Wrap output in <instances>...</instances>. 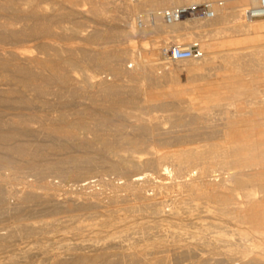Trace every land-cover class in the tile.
<instances>
[{
    "label": "bare ground",
    "instance_id": "bare-ground-1",
    "mask_svg": "<svg viewBox=\"0 0 264 264\" xmlns=\"http://www.w3.org/2000/svg\"><path fill=\"white\" fill-rule=\"evenodd\" d=\"M217 1H221V6L216 8V17L212 21L227 22L238 35L229 36L218 45L201 41L198 44L200 57L174 60L163 56L165 60L150 63L149 67L161 65L165 70L171 62L191 64L189 71L196 74L194 80L183 86L167 80L168 90L157 91L158 95L167 93L176 99L183 95L201 98L200 94L203 97L206 93L202 91L203 85L209 87L211 83L212 88L207 93L214 100L218 89L213 87L219 82L224 84L227 79L235 81V77L231 79L227 74L230 72H235V83L248 82L242 85L244 91L252 94L250 105L240 110V121L236 116L237 121L232 119L236 124L233 121L227 124L228 130L234 129L235 134L241 130L240 139L235 142L225 140L228 145L222 152L214 151L217 145L213 143L204 150L191 147L179 152L153 154L150 149L145 150L141 139L126 136L128 134H119L114 139L105 137L97 124L86 122V117L93 114L86 107L72 110L73 115L68 112L72 117L66 112L67 107L78 105L71 97L81 90L77 85L79 81L89 88L91 105L102 113L121 107V91L132 96L140 92L138 85L141 84L135 82L143 80L138 77L141 73L121 67L122 56L134 46L135 29L130 22L132 10L125 7L116 17L121 27L115 23L113 32L106 35L99 29H81V22L63 25L75 16L85 17V11L93 18L101 19L104 16L101 2H92L88 9L84 3L79 4V0H0V167L11 169L7 174L0 172V211L18 218L11 224L0 225V264H264V136L253 138L261 132L255 131L258 123L253 117L264 116V92L260 93L257 88L261 85L264 89V19L241 21L243 3L240 2L254 5L256 0ZM181 2L141 0L140 5L167 7ZM124 24L127 30L123 29ZM160 25L157 22L152 28L140 31L139 37L145 39L155 33H163L166 38L175 40L204 36L195 31L205 24L185 21ZM58 36L65 41H76L58 44ZM103 39L125 40V44L116 45L113 50L87 46ZM150 41L156 45L157 40ZM226 44L244 46H241L242 50H229L235 51L233 53L216 49ZM141 48H145L144 45ZM148 51L151 52V48ZM84 64L108 70L115 81L107 82L98 73L88 72L82 73L84 76L80 80L75 69ZM249 71L250 79L244 77ZM146 75L156 84L162 76L144 71L143 76ZM161 81L162 87L157 84L159 88L167 85ZM149 84L147 81L146 85ZM150 87L146 86L147 89ZM242 88L237 86L238 90ZM78 94L80 96V92ZM155 100L159 101V107L168 108L164 107L166 100ZM40 108L48 112L39 114ZM244 112L247 114L243 115ZM68 148L82 149L86 151L84 153L101 152L100 157L109 170L120 172L124 178L126 171L121 170L129 168V177L120 181V185L115 184L102 199L94 188L96 180H91L94 177L91 158L86 156L80 161L79 157L69 155L72 150ZM65 149L70 153L58 155L59 150ZM200 159V167H197ZM39 163L43 165L40 167ZM65 163L73 168L70 165L64 167ZM142 167L152 173H145L147 171L144 172ZM23 169H36L41 179L50 171L69 178L71 184L68 186L74 194L69 195L68 188L65 192L69 196L59 198L58 195L57 198L48 191L51 189L47 181L42 183L44 191L28 187L5 190L2 183L17 178ZM14 191L17 193L15 203L5 206L4 195ZM183 192L187 194L182 195ZM120 210L137 211L142 215L120 217ZM34 213L52 217L51 221L28 218ZM26 214L29 216L22 218ZM226 217L242 224L251 223L250 227L238 230L241 236L252 233L254 240L246 243L249 237L245 241L238 237L236 241L227 231L221 234L209 230L211 225L216 226ZM105 221L107 223H103ZM65 230H70L72 237H67ZM39 238L52 242L40 243ZM35 240L39 243L33 244ZM219 246L224 248L223 251L216 250Z\"/></svg>",
    "mask_w": 264,
    "mask_h": 264
},
{
    "label": "rangeland",
    "instance_id": "rangeland-1",
    "mask_svg": "<svg viewBox=\"0 0 264 264\" xmlns=\"http://www.w3.org/2000/svg\"><path fill=\"white\" fill-rule=\"evenodd\" d=\"M58 1L60 2L61 0H58ZM92 2H101V6L104 10V16L101 19L93 18L88 11H85V14H86L85 17H80V16L78 17L77 16L78 18H76V16H75V18H72L70 20L63 22V25L70 26V25H73L74 22H75L74 24H79L78 22H81L80 23L81 26L83 25L81 27V29H87V30L93 29V28L96 30L99 29V31H101L102 33L106 32V35L107 34L109 35L110 33L113 32V27H114L115 23H116L115 26L121 27V26H119V23H117L118 21L116 20V17H117V15H121V13L124 11L125 7H128V5H127L128 0H91V1L79 0V4L84 3L85 7H87L88 9L90 8V4ZM240 3H243L240 8H244V7L250 5L249 3H245V2H240ZM223 6H225V5H223ZM80 7L84 8V10H85L84 6H80ZM113 16H115L114 19H113ZM76 19H78V20H76ZM84 21H85V23H83ZM124 25L122 26V27H125L123 29L127 30L128 29L127 25H125V26ZM160 26H162V25H160ZM195 32H197V34L203 33L204 36L203 37L201 36L202 38L198 37V36H192L188 40H185V39L175 40V38H170V39L172 42H175V43H178V42L179 43L180 42L185 43V42L196 41V42H198V44H201L202 42H212V43L215 42V44L218 45L220 42L225 41V38H228L229 36L238 35L237 32H234V31H232V29H230V26L227 22L222 21L221 19L211 21L210 23L205 24L202 27L198 28V30ZM139 35H141V32L138 30H134L133 36H135V37H134L133 44H132L134 46H132L131 51L129 50L130 52L127 51L122 56V61H121V67L123 66L122 69L125 68L124 70H127V71H133L136 73H141V74H138V77L140 80H142V79L143 80L138 81L139 83L135 82V83H137V85L141 84V85H138V86H140V92L138 93L139 96H138V94L132 96V95H130V93L128 94V92L125 90L121 91L119 94V96H121L122 97L121 99L123 100V102L120 104L121 107L119 106L120 108H115L113 110H110L109 113L108 112L102 113L97 109V107H95L94 105H91V103H90L91 101L88 99V98H91L88 94L89 88H87L84 83L79 81L80 83L78 82L77 85H79L81 90H79L76 93L77 94V95H75L76 98L75 97H71V98H74L72 100L76 101V104L79 105V103H81L82 105L67 107L68 109L66 110V112H67V114H69L68 116L72 117V115H73L72 113H74V112H72V110L78 109L79 107H80V109H82L83 107H86V108H88L87 109L88 112L92 110V112H90V113H93L89 117L90 119L88 118V116L86 117V122L87 123L90 122L89 125L97 124L101 130V133L105 137L108 135L109 138L111 137L114 139V138H117L119 134H121L123 136L128 134L126 136L129 137V135H130V137H133V138H136L139 140L141 139V141L143 142V145L146 146L145 150H146V148H148L147 150L150 149L149 151L152 152L153 154L171 153L173 151L179 152V151L185 150V148L187 149V148H191V147L194 148L195 150H199V149L204 150L209 145L211 146L213 143H215L217 145L216 149L214 151L222 152L225 149V147L228 145L227 141H225V140L228 139L229 142H235L238 139H240L239 138L240 137L239 132L241 130L239 131L238 129H236V130H238V131H236L238 134L237 133L235 134L234 129L228 130L227 124L230 121H233V120L235 121V119L237 121L236 116H238V121H240L239 118L242 116L241 115L242 112H240V110L241 111L245 110L247 108V106L250 105L251 100H249V99H251L252 94L249 93V91H244L245 88L243 86L244 84L246 85L248 82L242 83L243 85L242 84L239 85V83L238 84L235 83L237 81V79H236L237 77L235 76V72L227 73L229 76H231L230 77L231 79H232V77H233V79L235 77V81L227 79V81L224 84L222 82L220 84V82H219L218 86L215 85L216 87H213V88L215 90L218 89L217 95L215 97L216 100L209 98L208 93H207V91L212 88L210 86V85H212L211 83L209 84V87L206 86V84L203 85L204 87H202V88H204V90L202 89V91H206L207 94L202 93L203 97L200 94L201 98H190L192 96L183 95V96H180L179 98L176 99V98H171L169 95H168L169 96L168 97L166 95L167 93H165L166 97L163 96L164 93H163V95H158L157 91L161 92L164 90L165 91L168 90V88H167L169 86L168 81L173 80L172 83H176V84L179 83L183 86V85L187 84L189 81L191 82L192 79L195 78L194 76H196V74L194 72L189 71V67L191 64H189V62H186V61L171 62L169 67L166 68L167 70L166 69L164 70V68L161 65H160V67H159V65H157V67L154 66V67L150 68L149 67L150 63L152 64V63H156L158 61L165 60L163 58V56L164 57H166V56L161 51L160 43H163V40L161 39L162 37L167 41V38H166L167 36H164L163 33L162 34L161 33H155L153 35H150L149 37L148 36L145 37V39L142 38L143 39L142 40L141 36L139 37ZM133 36L131 35L132 39H133ZM61 39L62 38H60L58 36V44L70 43L71 41L72 42L76 41L74 39L70 40V41H65V40H63V39L61 40ZM214 39H216V40H214ZM144 40H145V42H143ZM150 40H157L156 45L153 46L151 44L152 42ZM93 43L94 44L88 43L87 46L88 47L91 46V48H95L97 50H101V48H103V49L105 48L104 50H113L116 45L117 46H123L125 44V40H120L119 42H117V41L112 40V39H110V40L109 39H103V40L96 41ZM141 45H144L145 48H141ZM241 46L243 47L244 45L243 44H236V45L226 44L222 47L218 46L216 49L231 52L229 50H232V49L235 50L236 48L237 49L241 48V50H242ZM134 47L136 50L134 49ZM150 48L152 50L151 52L148 51ZM233 52H235V51H232L231 53H233ZM237 52H238V50H237ZM109 57L111 58V56H109ZM139 59L141 60V62L139 61ZM148 59H150V60H148ZM142 61L145 62L146 65ZM137 63H139V65H137ZM141 63L143 66L141 65ZM88 65L89 64H84L83 66H79L75 69V73L77 74V76L80 80L84 76L83 74L88 72V73H98L99 74L98 76L101 77L102 80H107V82H112V81L114 82L115 81L114 76L108 70L103 69V68H95V66H92V65L88 66ZM133 67H135V68H133ZM144 71H152L153 73H155L157 75H162L163 73L165 74V72H167V75L166 74H165V76L162 75L164 77H162V76L159 77V79L162 80V81L161 80L160 81L162 83L167 84V85L165 86L162 84L163 88L157 87V84L158 85L160 84L159 79L157 80V84H156V81H152L151 79H149V77L147 75L143 76ZM168 73L170 75H173V76H170ZM249 73H251V71H249L247 73L248 76L246 75L244 77L250 79L252 76H251V74L249 75ZM166 76H167V78L164 79ZM170 77H172V78L170 79ZM145 79H146V82H145ZM148 79L151 82H149ZM147 81H148V83H150L149 85H146ZM119 82L120 81H118L117 83H119ZM143 82H144V84H143ZM198 83H199V81H198ZM130 84H133V83L131 82ZM145 85L151 86V87L149 89H147L148 87L146 88ZM255 85L257 86L256 83L254 84V86ZM237 86L243 87L244 89L242 88V89L238 90ZM153 87H154V91H152ZM160 87H162V86H160ZM234 87H236L235 90H237L238 94L234 93V92H236L233 89ZM151 88H152V90H150ZM257 88H258V91L260 93L264 92L263 86L258 85ZM156 89H158V90H156ZM159 89L160 90L162 89V90L159 91ZM83 90H85L84 91L85 93L82 92ZM79 92H80V96L78 94ZM150 95H151V97H150ZM205 95H207L208 97H206ZM123 96H126V97L123 98ZM129 97H130V99H129ZM96 98H100V97L96 96ZM132 98H133V100H132ZM127 99L129 101L128 103H127ZM155 99H160L161 101L166 100L165 102H167V105L164 107L165 108L168 107V108H166L167 110L166 109L164 110L163 106H161V105L159 107L158 106L159 101L155 100ZM125 100H126V104H125ZM157 106H158V108H157ZM70 108H72V109L70 110ZM53 109H51V110H53ZM120 109H121L122 113H121ZM58 110H59V107H58ZM53 111H51V112L53 113ZM46 112H48V111L45 110L44 108H40L38 111L39 114H45ZM68 112H70V113L72 112L71 113L72 115H70V113H68ZM239 112H240V114H239ZM245 114H247V113L244 112L243 115H245ZM253 118H255L257 123H258L257 127H256L257 129L255 128V131H257V130L261 131L257 134L255 133L256 135H254L253 138H255V139L263 138L262 136H264V135H262V134L264 133V131H262V130L264 129V116L255 115ZM226 119H228L229 121L228 120L226 121ZM259 121L262 123H260ZM234 123L236 124L237 122H234ZM262 126H263V128H262ZM224 128H225V130L227 129L226 134H227V132H229L228 133L229 135L226 136V134L224 132L225 131ZM180 136H182V137H180ZM178 137L180 138L181 141L177 140ZM230 137H232V138L229 139ZM185 141H187V142H185ZM124 146L126 147V149L127 148L129 149V147L127 145H124ZM201 146H204V147H201ZM68 149L67 150L65 149L66 151L65 150H59V152L57 151L59 153L58 155H63L66 152L70 153V151L73 148L69 149L70 151ZM71 152L72 153L69 155H74V156L79 157L78 159L80 161H82V160L84 161L86 156L87 157L89 156L91 158L92 166H94V170H92L94 177L91 180H96L94 182L95 183L94 188H96L95 190L101 195L100 196L98 194L99 195L98 197H100L102 199L105 198V197L103 198V196H106L110 193V191L113 189V186L115 184L120 185L119 184L120 181H123L127 177V175L129 177V172H131L129 168L122 169L121 170L122 172H124V170L126 171L124 174L126 177H124V178H122L123 174H121L120 172H118V171L112 172V170H109L107 168L106 162H104L102 160V158L100 157V155H102L101 152H98V151L96 152V151L92 150V152H90V153H89V151H87L88 153H84L86 151H84L82 149H76L75 150V148ZM210 152H207L206 154L208 155V153H209V155H210ZM98 153H99V155H98ZM80 157L81 158L85 157V158L80 159ZM62 159L64 162H67L66 157H63ZM196 164H198L197 167H200L199 165L201 164V159H200L199 163L197 161ZM42 165H43V163H39L40 167ZM69 165H70V168L72 169L73 167H71L72 166L71 164L65 163L64 167H69ZM168 166L170 169L171 166L170 165H168ZM219 167H217V168H219L220 171H223V169H221V166H219ZM142 168L145 169L144 172L147 171L145 173H152L151 170L147 169V167H142ZM98 171H100V172H98ZM0 172L2 174H7V173L11 172V169H8L6 167H0ZM35 172H36V169H31V171H30V169H26V170L23 169V171H21L20 175L17 178L11 179L8 182H3L2 187H4L5 190H7V189L8 190H15L16 188H20V187H22V188L28 187V188H33L37 191H44L45 189L41 188L43 186L42 183H44V181L45 182L47 181L46 183H48V185L50 186L49 188L51 189L48 191L53 192L56 195V197L59 195L61 197H59V196L58 197L62 198V197L74 194V192L73 193L71 192V191H73V190H71L72 187L70 188L68 186L71 184L70 181L68 182L69 178H66V177H63L60 175H56L55 172L50 171V173L44 174L43 178L41 179L39 177V175L37 174V172L36 173ZM30 183H31L32 187L29 186ZM56 183H57V185H56ZM50 184H52V185H50ZM51 186H52V188H51ZM255 188L259 189L257 186H255ZM77 189H78V187H77ZM65 191L66 192L68 191L67 193H69V195L66 194ZM186 194H187L186 192L182 193V195H186ZM16 195H17V193L15 191L8 194V195L7 194L4 195V202L5 203L3 202V204L5 206H8L9 204H10L9 206L13 205V203H15V201H16ZM200 201L202 202L203 200H199L198 202H200ZM111 208H112V206H111ZM113 208H115V207H113ZM1 212L2 211H0V225L11 224V223L17 221V219H18L15 216H13L12 214L4 213V212L1 213ZM125 212L123 210H120L118 215H120V217H125V216L131 217L133 215L141 217V215H142L141 212L139 213L137 211H135V212L125 211ZM34 214H36V213H34ZM34 214H32L30 216L28 214H26V215H23L22 218H27L29 216L28 218L37 219V220L41 219L44 221L48 220V219H50L49 221H51V218H52V217H48V216L47 217L42 216V215H40V213L36 214V215H34ZM40 216H42V217H40ZM223 220H225V221H223ZM223 220L222 219L219 220L218 224L216 226L211 225L209 230L220 231L221 234L223 232L227 231L226 233H228V235L236 241H238V239L241 237L243 238V239L241 238V241L248 240V237H249V240L246 243H250V242H252L250 240H254L252 233L245 234L244 236L243 235L241 236L239 233V230H238V228L242 229V228H245V226L250 227L251 223L242 224V223L236 222L233 219H229L227 217L223 218ZM103 223H107V222L105 221ZM220 224H222V225H220ZM220 226L222 227L221 229H220ZM234 229H235V231H234ZM65 231H66L65 234L67 235V237L68 236L72 237V233L69 232L70 230H65ZM263 231H264V229H263ZM234 232L237 234L235 235ZM232 235H233V237H232ZM245 237H246V239H245ZM44 239L45 238H39L38 241L39 242L42 241L40 243L48 241L47 239H45V240ZM38 241L35 240L32 243L34 244V243H37ZM49 241L52 242V240H49ZM223 249H222V247L219 246L216 250L218 252H221V251H223Z\"/></svg>",
    "mask_w": 264,
    "mask_h": 264
},
{
    "label": "built area",
    "instance_id": "built-area-1",
    "mask_svg": "<svg viewBox=\"0 0 264 264\" xmlns=\"http://www.w3.org/2000/svg\"><path fill=\"white\" fill-rule=\"evenodd\" d=\"M156 2L158 0H150ZM141 0H128V7L132 10L130 22L135 30L142 31L152 28L157 22L165 26L181 22L210 23L216 17V8L221 1L217 0H182L179 4L167 7L155 5H140ZM241 20L244 22L253 19H264V0H256L254 5L242 9ZM171 37L160 43L162 53L174 60H187L201 56L198 42L187 45H177Z\"/></svg>",
    "mask_w": 264,
    "mask_h": 264
}]
</instances>
